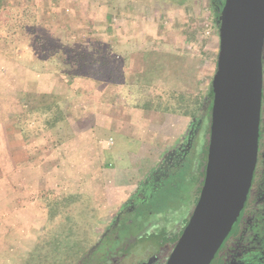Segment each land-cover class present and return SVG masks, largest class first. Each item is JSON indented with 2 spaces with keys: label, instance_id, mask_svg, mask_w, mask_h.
<instances>
[{
  "label": "rangeland",
  "instance_id": "rangeland-1",
  "mask_svg": "<svg viewBox=\"0 0 264 264\" xmlns=\"http://www.w3.org/2000/svg\"><path fill=\"white\" fill-rule=\"evenodd\" d=\"M216 20L209 0H0V264H22L34 247H55L54 264H75L114 217L124 234L167 213L184 216L201 182ZM52 55L82 75L55 72L44 63ZM124 94L141 112L151 102L172 112L176 99L203 106L157 164L136 140L127 170L79 156L94 148L77 132L128 113ZM108 136L92 137L109 154L119 144Z\"/></svg>",
  "mask_w": 264,
  "mask_h": 264
},
{
  "label": "water",
  "instance_id": "water-1",
  "mask_svg": "<svg viewBox=\"0 0 264 264\" xmlns=\"http://www.w3.org/2000/svg\"><path fill=\"white\" fill-rule=\"evenodd\" d=\"M198 201L165 264H209L246 199L256 161L264 0H224Z\"/></svg>",
  "mask_w": 264,
  "mask_h": 264
},
{
  "label": "flooded vegetation",
  "instance_id": "flooded-vegetation-1",
  "mask_svg": "<svg viewBox=\"0 0 264 264\" xmlns=\"http://www.w3.org/2000/svg\"><path fill=\"white\" fill-rule=\"evenodd\" d=\"M224 2V1H223ZM223 4V3H222ZM261 88L258 123V143L251 184L244 204L228 234L223 239L209 264H264V36L260 50ZM206 149H201V182L184 208V216L173 213L166 217L129 226V232H117L119 221L114 217L104 229L99 241L86 252L78 253L75 264H165L167 256L186 226L195 207L207 163ZM176 212V211H174ZM133 221L129 220V225Z\"/></svg>",
  "mask_w": 264,
  "mask_h": 264
},
{
  "label": "crops",
  "instance_id": "crops-1",
  "mask_svg": "<svg viewBox=\"0 0 264 264\" xmlns=\"http://www.w3.org/2000/svg\"><path fill=\"white\" fill-rule=\"evenodd\" d=\"M126 107L127 110L129 109L128 113H125V111L124 115L120 118L112 119L109 117L106 119L103 116L100 123L96 119V125L92 126L89 132H86V130L84 132L78 131V136L89 139V143L92 142L93 145H88V147L93 146L94 149L78 148L77 154L79 153V156H84L91 152L96 158L100 159V162L103 160L104 166H109L113 169V166H116L117 168L115 169L117 170H127L131 167L132 158L130 155L134 153L129 152V143L131 140H136L138 144L135 149H140L138 153L144 149H150V154L153 152L156 155L155 163H158L160 157H162L161 155L165 156L166 152L170 150L172 142L180 139L191 126V118L182 114L167 113L156 109L141 112L133 109L131 103ZM59 122L60 120H57L56 124ZM98 133H103L104 136H101V134L98 136ZM106 134L109 135L108 144H110V140L112 141V146L119 144V148L116 147L115 151H111L109 154L105 149H98L96 142L98 139L105 138ZM92 136H95L97 140L93 139ZM118 139L123 141L121 142L122 144L118 143ZM76 145L78 146V143ZM116 204H118V201L114 203H109L108 201L109 208Z\"/></svg>",
  "mask_w": 264,
  "mask_h": 264
},
{
  "label": "trees",
  "instance_id": "trees-1",
  "mask_svg": "<svg viewBox=\"0 0 264 264\" xmlns=\"http://www.w3.org/2000/svg\"><path fill=\"white\" fill-rule=\"evenodd\" d=\"M224 0H209V7L211 8V10L214 12L215 16L217 17L216 20V25H219V11L221 9L222 3ZM51 57V58H50ZM48 57V59L44 61H41L42 63H47V64H57L59 67L55 68V72L58 71L60 73L63 74H71V75H75L77 77H80L81 72L79 71V68L75 67V63L72 62V60H70L69 58H64V59H60V63L57 62L56 59H58L59 56L56 55H52ZM77 62V61H75ZM60 65H59V64ZM79 75V76H78ZM125 88H127L125 85L122 87L121 90H124ZM208 95L210 97V99H212V90H211V84L209 87V92ZM124 103H128V99H129V94H124ZM175 104L177 106H175V108H177L176 110H173L172 112L169 111L168 106L166 104H163L162 107H154V102H151L152 108L148 107V105L144 108L147 109H156V110H160L162 112H167V113H174V114H182L184 116H188L191 118V120H194L195 116L197 115V113L201 110L202 111V106H203V101H201L199 98H196L192 101H188V102H184L181 99H176L175 100ZM157 106V105H156ZM211 106V105H210ZM46 108L45 111H51V109ZM44 112V111H43ZM47 112V113H48ZM54 113H51V116ZM53 121H51L50 119L46 120V124L52 126L53 125ZM209 131V129H208ZM42 248V247H41ZM40 247H34V251H31L30 254L27 255V257L29 258V260L25 261L22 264H54L57 262L56 259V253L55 251V247L53 249L52 252L47 253V250L45 249H41ZM51 249V250H52ZM74 252V251H72ZM65 260H70L68 258L65 257V259L63 258L62 262L60 264H66Z\"/></svg>",
  "mask_w": 264,
  "mask_h": 264
},
{
  "label": "built area",
  "instance_id": "built-area-1",
  "mask_svg": "<svg viewBox=\"0 0 264 264\" xmlns=\"http://www.w3.org/2000/svg\"><path fill=\"white\" fill-rule=\"evenodd\" d=\"M110 144H112V141L110 140Z\"/></svg>",
  "mask_w": 264,
  "mask_h": 264
}]
</instances>
